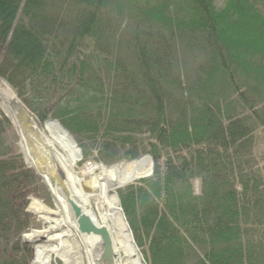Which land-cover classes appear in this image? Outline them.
<instances>
[{
	"label": "trees",
	"instance_id": "16d2710c",
	"mask_svg": "<svg viewBox=\"0 0 264 264\" xmlns=\"http://www.w3.org/2000/svg\"><path fill=\"white\" fill-rule=\"evenodd\" d=\"M0 76L94 161L152 155L118 192L148 264H264V0H0ZM9 126L0 264H28L16 202L37 179Z\"/></svg>",
	"mask_w": 264,
	"mask_h": 264
},
{
	"label": "bare ground",
	"instance_id": "6f19581e",
	"mask_svg": "<svg viewBox=\"0 0 264 264\" xmlns=\"http://www.w3.org/2000/svg\"><path fill=\"white\" fill-rule=\"evenodd\" d=\"M0 103L20 135L21 150L27 163L40 174L55 205V209L50 211L42 201L31 198V212L42 226L46 225L43 231H30L23 236L24 240L33 243L32 264H52L54 257L62 264H146L117 191L132 183L135 175L149 173L152 167L150 158L142 156L111 166L86 167L82 174L91 177L85 179L75 171L80 156L70 137L55 123H48L44 130L38 125L36 133L32 122L18 116L21 106L18 96L2 80ZM36 138L38 143L34 141ZM73 205L78 206L96 228L105 230L109 238L108 249L101 235L82 234L77 229L76 218L71 211ZM69 240H74V251L65 244ZM51 241H56V245Z\"/></svg>",
	"mask_w": 264,
	"mask_h": 264
},
{
	"label": "rangeland",
	"instance_id": "374dc122",
	"mask_svg": "<svg viewBox=\"0 0 264 264\" xmlns=\"http://www.w3.org/2000/svg\"><path fill=\"white\" fill-rule=\"evenodd\" d=\"M224 1L225 0H215V3H216V5L221 6V5H223ZM49 118H47V119H49ZM41 124L42 125L39 126V127H40V129L44 130L45 129V124L42 123V122H41ZM5 135H6L7 139H8V141H9V143L12 145L13 150L16 151V153H20V149L17 146L18 142H20V138H19L18 133L14 129L13 125H10V127L7 129V132H5ZM36 140L37 139H35L34 141H36ZM77 144H78V142H77ZM78 145H79V148L81 149V152H82L81 153L82 154V158H81V160L76 162L75 171L77 172L78 176L83 177L85 179H89L91 177V175H83L82 174V172L84 170V167L86 166V164L83 165V162L90 160V161L94 162L96 166H99L102 163L100 161L99 162L98 161H96V162L94 161V158H95V156L97 154V150L94 149L93 147H94V145H97V143L96 142H92V141L90 142V141L84 140V141H82L81 144H78ZM58 149L61 151V149L59 147H58ZM85 151L88 152V154H87L88 156L87 157H84V155H83V153ZM145 153L146 152L141 153L140 155L145 154ZM24 194H26V196L24 197V201H25V207H24L25 209L24 210H26L27 207L30 205V202H31L30 201V197L31 196L36 197L38 200L40 199V201H42V203L50 211L52 209L53 210L55 209L54 200L52 199L51 194L49 193L48 189L41 182L40 178H38V180H37L36 191H34V192H29L28 191V192H26ZM24 194H22V199H23V195ZM71 211H72V209H71ZM28 215H29V218H30V224L20 234V238H19L20 240L23 237L22 235L29 234L31 230L43 231V230L46 229V225L42 226L43 224L41 223V221L36 220L35 216H32L31 214H28ZM72 215H73V211H72ZM52 218L55 219V217L53 215H52ZM51 243H52V245H56L57 242L56 241H51ZM65 244L67 246L72 247V250L74 251V240L66 241ZM139 246H140L139 249L142 252L144 260H145L146 242L143 241V242L139 243ZM30 248H32L31 245H30ZM66 256H67V253H66ZM79 259L83 262V258H82L81 255H79ZM52 264H62V263H61V261L58 258L54 257L53 260H52ZM146 264H148V263L146 262Z\"/></svg>",
	"mask_w": 264,
	"mask_h": 264
},
{
	"label": "water",
	"instance_id": "95a60500",
	"mask_svg": "<svg viewBox=\"0 0 264 264\" xmlns=\"http://www.w3.org/2000/svg\"><path fill=\"white\" fill-rule=\"evenodd\" d=\"M0 80L4 81L7 85L8 83L0 78ZM9 87V85H8ZM11 87V86H10ZM12 89V88H11ZM21 100V99H20ZM21 106L19 107V112L18 113V116L21 117V118H25L27 119L28 121L32 122V124L34 125V121H33V117H32V114L29 112V110L25 107V105L23 104L22 101H19ZM24 115V116H23ZM55 122L57 124V126L62 130L64 131L69 137L70 139L72 140L73 144L76 146V143L74 141V138L72 137V135L68 132V130L62 125L60 124L57 120H52V122ZM145 156H149V155H145ZM150 175V173H147L146 175H143V176H137L135 175V180L136 179H140V178H143V177H146ZM73 210H74V217L76 218V225H77V229L82 233V234H89V233H96V234H99L102 236V238L104 239V243H105V247L106 249L109 248V238L105 232V230L103 229H99V228H96L92 222L90 221V219L88 217H86L85 215H83L80 211V208L76 205H73ZM38 240V239H37ZM23 242L25 243H28V241L24 240ZM34 242V241H33ZM30 244V243H29ZM31 244L33 245V243L31 242Z\"/></svg>",
	"mask_w": 264,
	"mask_h": 264
}]
</instances>
